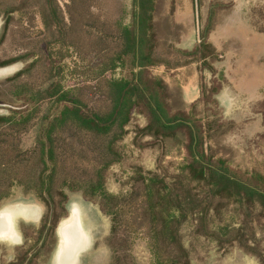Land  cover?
I'll list each match as a JSON object with an SVG mask.
<instances>
[{
	"label": "trees",
	"instance_id": "1",
	"mask_svg": "<svg viewBox=\"0 0 264 264\" xmlns=\"http://www.w3.org/2000/svg\"><path fill=\"white\" fill-rule=\"evenodd\" d=\"M107 1L69 0L63 11L58 0H0L6 29L19 16L21 45L28 51L12 63L29 62L11 79L20 81L15 95L26 108L0 116V206L16 188L45 206L35 228L42 246L36 254L55 239L78 194L110 222L112 264H142L135 253L140 244L148 264H194L200 241L225 256L239 250L264 264V238L255 224L264 218V173L238 169L212 153L216 136L240 123L226 116L219 100L229 80L210 41L215 14L198 44L175 46L199 64L201 74L199 100L182 108L152 73L181 67L157 59L156 0H132L133 11L126 8L114 20L105 11ZM173 49L166 51L173 55ZM262 94L250 107L252 118L244 120L257 124L250 140L258 145L264 142V111L258 108L264 88ZM89 96L97 98L94 106ZM202 106L204 116L198 113ZM137 116L146 123L136 137L171 142L181 160H169L165 151L154 170L133 165L127 175L113 174L126 164L123 144ZM32 131L34 145L24 149L21 137ZM111 180L117 191L110 190ZM34 249L17 253L14 264H32L28 254Z\"/></svg>",
	"mask_w": 264,
	"mask_h": 264
},
{
	"label": "rangeland",
	"instance_id": "2",
	"mask_svg": "<svg viewBox=\"0 0 264 264\" xmlns=\"http://www.w3.org/2000/svg\"><path fill=\"white\" fill-rule=\"evenodd\" d=\"M107 2L105 11L113 20L120 19L126 8L130 11L134 8L132 0ZM58 3L65 11L69 0H58ZM152 14L155 38L159 45L157 59L181 64L180 68L174 70H168L164 66L155 67L152 68V73L163 78L175 107L182 108L199 100H187L186 87L201 79V74L199 64H191L180 56L177 50L181 46L192 48L198 44L202 32H207L212 26L210 14H215L212 41L228 67L235 89L233 95L222 98V103L226 116L233 117L240 123L228 135H224L222 130L216 136L212 153L216 158L228 160L238 169L264 173V142L258 145L255 140H250L258 131L257 124L244 122L252 118L249 114L251 105L263 99L261 90L264 88V0H156ZM18 18V15L16 19L14 17L6 29V21L0 17V116L8 115L11 110L22 111L26 108L22 100L15 95L20 81L11 80L29 64L22 61L12 63L28 52L21 45L22 37L19 32L22 24L20 26ZM172 46L175 48L173 55L166 51L174 50ZM160 50H163V53ZM6 69L9 71L3 72ZM96 99L92 97L91 105L95 104ZM259 107L264 111V102L258 105ZM206 111L204 106L198 108V113L202 112V116ZM145 123L146 120L142 117L134 118L130 135L123 144L126 164L115 167L113 174L127 175L133 165H142L154 170L165 151L171 152L169 160H181L179 152L171 142L136 137L138 129L144 127ZM35 138L36 131L21 137V146L29 150L33 147ZM118 188L115 180H111L110 190L117 191ZM73 206H78L83 229L91 239L90 246L79 253L77 264H112V252L107 242L111 228L109 220L96 205L87 202L81 195H72L68 207L69 214ZM26 209L31 212L25 211ZM35 211L37 215L33 214ZM7 213L12 215L14 231L20 241L0 239V264H14L17 253L25 254L30 247L35 248L28 254L32 264H59V228L55 239L49 238L40 253L36 254V250L42 246L41 243H36L38 234L35 228L42 224L46 213L44 205L34 197L26 195L21 188H16L12 198L0 206V214ZM255 224L259 237L264 238V218H256ZM135 253L142 264L149 263V255L143 244L136 248ZM194 257V264H260L258 259L239 250L225 256L210 243L203 241L195 245Z\"/></svg>",
	"mask_w": 264,
	"mask_h": 264
},
{
	"label": "flooded vegetation",
	"instance_id": "3",
	"mask_svg": "<svg viewBox=\"0 0 264 264\" xmlns=\"http://www.w3.org/2000/svg\"><path fill=\"white\" fill-rule=\"evenodd\" d=\"M29 209H26L25 211H28ZM30 211V210H29ZM31 212V211H30ZM34 215H37V211L33 212ZM5 222H11L10 225H13L12 223V217L10 219H4ZM9 225V226H10ZM61 228V253H58V263L59 264H77L79 253L83 250L87 249L91 244L90 237L85 233L82 222H81V216H80V210L78 206H73L71 209V213L67 218L62 220L60 223ZM12 232H10L8 235H5L6 239L12 240L14 242H19L20 237L16 234L14 231V226L11 228ZM65 244L68 245L71 250L67 249L65 247ZM60 248V247H59ZM70 253H69V252ZM70 255L73 256V259H70Z\"/></svg>",
	"mask_w": 264,
	"mask_h": 264
},
{
	"label": "crops",
	"instance_id": "4",
	"mask_svg": "<svg viewBox=\"0 0 264 264\" xmlns=\"http://www.w3.org/2000/svg\"><path fill=\"white\" fill-rule=\"evenodd\" d=\"M212 36H213V32H212L211 37H210V41L213 43ZM214 46H215V44H214ZM215 47L217 48V46H215ZM224 66L226 67V72H227V76H228V80H229V85H228V87H226V89L219 96V100H220V103H221L223 108H224V106H223V103H222V98L228 96L229 94L233 95L234 92H235V89H234V86H233L234 84H233V82L230 79L229 70H228L227 65L225 64V61H224ZM186 89H187V92H186L187 100H190V101L194 102V101H196L197 99L200 98L201 91H200L199 80L198 79H197V82L195 84L192 83L191 85L186 87ZM224 110H225V108H224Z\"/></svg>",
	"mask_w": 264,
	"mask_h": 264
},
{
	"label": "bare ground",
	"instance_id": "5",
	"mask_svg": "<svg viewBox=\"0 0 264 264\" xmlns=\"http://www.w3.org/2000/svg\"><path fill=\"white\" fill-rule=\"evenodd\" d=\"M9 71L8 69L4 70L3 72ZM12 217L11 213L7 214H0V239H6L5 235H8L10 232H12L11 228H13V225H10L11 222H5L4 219H10ZM10 225V226H9ZM62 245V244H61ZM65 247L71 251V248L65 244ZM61 246L59 248V254L61 253ZM69 252V251H68ZM70 253V252H69ZM70 259H73V256L70 255Z\"/></svg>",
	"mask_w": 264,
	"mask_h": 264
},
{
	"label": "water",
	"instance_id": "6",
	"mask_svg": "<svg viewBox=\"0 0 264 264\" xmlns=\"http://www.w3.org/2000/svg\"><path fill=\"white\" fill-rule=\"evenodd\" d=\"M61 237V228L59 227V238ZM61 241V238H60Z\"/></svg>",
	"mask_w": 264,
	"mask_h": 264
}]
</instances>
